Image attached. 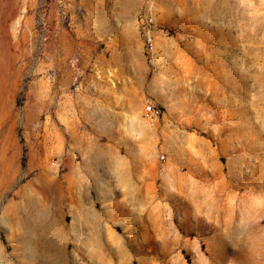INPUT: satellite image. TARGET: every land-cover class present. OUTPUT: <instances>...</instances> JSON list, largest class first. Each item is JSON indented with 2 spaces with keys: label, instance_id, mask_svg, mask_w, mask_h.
I'll use <instances>...</instances> for the list:
<instances>
[{
  "label": "rangeland",
  "instance_id": "obj_1",
  "mask_svg": "<svg viewBox=\"0 0 264 264\" xmlns=\"http://www.w3.org/2000/svg\"><path fill=\"white\" fill-rule=\"evenodd\" d=\"M0 264H264V0H0Z\"/></svg>",
  "mask_w": 264,
  "mask_h": 264
},
{
  "label": "built area",
  "instance_id": "obj_2",
  "mask_svg": "<svg viewBox=\"0 0 264 264\" xmlns=\"http://www.w3.org/2000/svg\"><path fill=\"white\" fill-rule=\"evenodd\" d=\"M137 29L139 35L143 40L144 51L149 56H155L157 53V47L155 44L156 36L163 33V28L155 21L154 15L150 8H146L138 13ZM146 112L151 116L160 115V110L151 103H148L145 107Z\"/></svg>",
  "mask_w": 264,
  "mask_h": 264
},
{
  "label": "bare ground",
  "instance_id": "obj_3",
  "mask_svg": "<svg viewBox=\"0 0 264 264\" xmlns=\"http://www.w3.org/2000/svg\"><path fill=\"white\" fill-rule=\"evenodd\" d=\"M155 44H156V40H155Z\"/></svg>",
  "mask_w": 264,
  "mask_h": 264
}]
</instances>
